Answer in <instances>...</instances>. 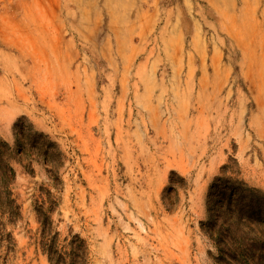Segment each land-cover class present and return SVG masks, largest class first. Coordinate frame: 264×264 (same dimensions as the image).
<instances>
[{"label": "rangeland", "instance_id": "374dc122", "mask_svg": "<svg viewBox=\"0 0 264 264\" xmlns=\"http://www.w3.org/2000/svg\"><path fill=\"white\" fill-rule=\"evenodd\" d=\"M0 144V264H264V0H0Z\"/></svg>", "mask_w": 264, "mask_h": 264}, {"label": "trees", "instance_id": "16d2710c", "mask_svg": "<svg viewBox=\"0 0 264 264\" xmlns=\"http://www.w3.org/2000/svg\"><path fill=\"white\" fill-rule=\"evenodd\" d=\"M24 151L25 149L22 148ZM13 160H18L16 155H12L9 152V148L5 144H0V215L8 214L10 217L18 216L19 207L16 206V200L13 199V193L11 192V186L15 180L16 172L14 171L11 163ZM19 162H22L21 160ZM218 191H220L218 189ZM223 192V191H221ZM225 193V191L223 192ZM237 193L233 191L231 197L229 198L228 203L225 205L222 202V205H225L227 209L232 207V204L236 202L232 197ZM221 207V206H220ZM41 214V212H40ZM219 222L212 224V227L216 228ZM213 237V235H211ZM211 237V238H212ZM228 238L225 237L223 240H220L217 244L219 251L226 254L233 262L237 264H247L246 252L242 250L243 244L241 240L233 239L232 241H227ZM54 246V243L50 245L48 249L51 256V251ZM237 246L238 249L234 250L233 248ZM233 253L228 255L226 252ZM51 260V259H50ZM222 262H228L227 259H222Z\"/></svg>", "mask_w": 264, "mask_h": 264}]
</instances>
